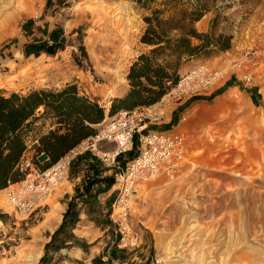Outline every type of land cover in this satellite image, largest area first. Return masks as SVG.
Instances as JSON below:
<instances>
[{"label": "rangeland", "instance_id": "rangeland-1", "mask_svg": "<svg viewBox=\"0 0 264 264\" xmlns=\"http://www.w3.org/2000/svg\"><path fill=\"white\" fill-rule=\"evenodd\" d=\"M168 1L0 0V95L76 85L105 110L98 131L124 111L109 115L112 101L130 88L131 64L149 50L141 43L144 17L155 10L170 17L199 2ZM200 1L207 13L196 29L233 39L226 52L183 62L180 77L199 65L222 69L224 76L174 104L160 125L189 138L179 176L139 181L124 211L115 212L117 183L103 202L73 199L74 211L87 205L89 218L105 230L97 243H84L91 247L84 255L83 242L67 228L47 249L56 232L49 214L58 207L65 215L68 183L28 216L15 213L9 187L1 190L0 264H26L30 255L35 264H264V0ZM129 159L127 152L117 161ZM87 172L85 164V178ZM107 176L115 178L114 171Z\"/></svg>", "mask_w": 264, "mask_h": 264}, {"label": "trees", "instance_id": "trees-1", "mask_svg": "<svg viewBox=\"0 0 264 264\" xmlns=\"http://www.w3.org/2000/svg\"><path fill=\"white\" fill-rule=\"evenodd\" d=\"M183 2L169 0L166 4ZM200 2L193 9L177 10L170 17L163 10H155L144 17L147 28L141 43L149 50L140 52L131 64L127 76L130 88L126 95L112 101L110 116L120 110L131 112L161 101L178 83L185 60L231 49L232 36L200 33L196 29L195 25L207 13L206 5ZM104 118V108L81 95L73 84L61 90L40 89L25 95H0V191L25 179L26 173L21 171L20 165L27 151L33 150V163L41 170H47L94 136L97 125ZM133 152L134 149L130 152L131 158L136 154ZM97 159L90 153L83 155V163H87L88 172H91L83 183L84 192L89 197L94 186L103 184V188L98 187L94 198L109 192L116 183L114 177L102 176L101 173L107 170ZM74 206L73 201L70 202L65 220L47 249L68 227V222L75 225L79 221ZM71 216V221H68Z\"/></svg>", "mask_w": 264, "mask_h": 264}, {"label": "built area", "instance_id": "built-area-1", "mask_svg": "<svg viewBox=\"0 0 264 264\" xmlns=\"http://www.w3.org/2000/svg\"><path fill=\"white\" fill-rule=\"evenodd\" d=\"M223 76L222 69L197 66L182 75L161 101L131 112L120 111L114 118L104 121L94 136L47 170H41L33 163V150H29L32 153L25 154L20 165L21 171L26 173L25 179L10 185L7 190L15 213L21 216L32 214L65 180L73 162L85 153H90L104 167L114 171L116 191L120 194L119 206L123 211L129 206L139 181L160 176L169 181L176 179L190 155L189 138L184 132L160 129V125L174 104L212 89ZM136 144L135 156L121 165L118 157L131 152ZM109 145L113 148L107 149Z\"/></svg>", "mask_w": 264, "mask_h": 264}, {"label": "crops", "instance_id": "crops-1", "mask_svg": "<svg viewBox=\"0 0 264 264\" xmlns=\"http://www.w3.org/2000/svg\"><path fill=\"white\" fill-rule=\"evenodd\" d=\"M201 22L197 23V28H199L198 26ZM206 30H207V27H204L200 31H206ZM31 153H32L31 151H28L26 154L28 155ZM85 164H87V163H83V155L79 156L73 162V164L70 167V169L66 175V178L64 180L66 183H68V185L65 186L63 194H65L66 196L67 195L69 196L70 202L75 198L79 202L80 200L81 201L83 200V197H88L87 194L84 192V189H83V183L87 179V178H85V174L83 173V165H85ZM101 166L103 168H105L104 165L101 164ZM89 173H91V172H87L88 176L90 175ZM108 173H110V170L109 171L107 170L101 174L103 176H107ZM98 187H99L98 185L94 186L92 188V190L90 191L89 196H94L96 194V191L98 190ZM105 196L107 198H109L110 193L100 194L98 196V198L101 199L103 202V200H105V198H106ZM79 205H80V203L78 204V206ZM66 206L67 207L65 209V214L67 213V211L69 209V204H66ZM89 211L90 210H88L87 205H83V203H82L81 206L79 207V212H80L79 213V221L75 225H71L68 222V227H67V231L71 232V234H74L76 240H79V241L81 240L83 242V245H84V243L85 244L97 243L98 240H101V238L105 232V230H102V228L104 227V226H102V224L96 223L95 220H92L91 218H89L90 217L88 214ZM90 212H92V211H90ZM52 214H54V216H52V220L50 219V221L47 222V219H46V222H47L50 229H53L54 226L56 225L55 230L57 231V227L60 228L62 226V224L65 220V215L62 216L60 214L58 207L55 208L53 210V212L49 215H52ZM61 217H62V219H61ZM84 217H85V219H84ZM88 218H89V220H88ZM84 246L85 247H83V255L86 253L85 251H87V249L90 250V248H91V247L89 248L86 245H84Z\"/></svg>", "mask_w": 264, "mask_h": 264}, {"label": "bare ground", "instance_id": "bare-ground-1", "mask_svg": "<svg viewBox=\"0 0 264 264\" xmlns=\"http://www.w3.org/2000/svg\"><path fill=\"white\" fill-rule=\"evenodd\" d=\"M34 1H38V0H34ZM29 11H33V8H31ZM119 206H116V208H115V212H116V210H119ZM49 217L52 219V217L49 215ZM49 218V219H50ZM48 219V220H49ZM35 262H36V259H35V257L33 256V255H30L28 258H27V262H26V264H35Z\"/></svg>", "mask_w": 264, "mask_h": 264}]
</instances>
